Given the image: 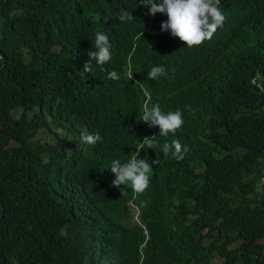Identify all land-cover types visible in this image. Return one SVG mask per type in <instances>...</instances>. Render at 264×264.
Instances as JSON below:
<instances>
[{
	"label": "trees",
	"instance_id": "obj_1",
	"mask_svg": "<svg viewBox=\"0 0 264 264\" xmlns=\"http://www.w3.org/2000/svg\"><path fill=\"white\" fill-rule=\"evenodd\" d=\"M220 9L187 48L140 0H0V264H264V0ZM96 32L112 59L86 73ZM145 103L181 110L182 128L160 136ZM173 139L182 160L162 151ZM137 150L158 163L143 193H121L111 162Z\"/></svg>",
	"mask_w": 264,
	"mask_h": 264
},
{
	"label": "clouds",
	"instance_id": "obj_2",
	"mask_svg": "<svg viewBox=\"0 0 264 264\" xmlns=\"http://www.w3.org/2000/svg\"><path fill=\"white\" fill-rule=\"evenodd\" d=\"M220 2L221 0H140L141 5L148 9L149 15L155 16L159 13L167 16V20L160 25L161 31L178 38L186 44L187 48L197 47L205 41L211 40L218 28L223 26L226 17L220 9ZM117 19L121 22L134 20L131 11H126L123 8ZM141 37L144 38L143 31L138 34L136 39L139 40ZM93 46L95 50L88 52L89 61L84 66L86 73L91 72L92 61H95V65L103 71V66L112 59V44L108 35L96 32ZM166 75V69L162 65L153 66L147 73L149 79H158ZM108 78L117 80L119 75L112 71L108 73ZM139 121L148 124L149 127H158L159 135L165 138L169 134L175 136L184 124L181 110L165 113L159 104L148 107L147 103L143 106ZM100 140L99 133L81 135L82 144L94 145ZM145 146L148 149L157 147L156 135L145 136L140 141V148L143 149ZM162 151L165 156L171 153L175 159L182 160L187 149L179 140L173 139L171 143L165 142L162 145ZM156 163H158L156 160L149 163L148 160L141 158L140 150L135 151L125 163L114 159L111 162L110 171L114 174L115 179L112 180L110 186L119 188L121 193L125 188H130L136 194L143 193L149 187L152 166ZM67 234V226L62 227L60 235L66 236ZM214 264H216L215 260Z\"/></svg>",
	"mask_w": 264,
	"mask_h": 264
},
{
	"label": "rangeland",
	"instance_id": "obj_3",
	"mask_svg": "<svg viewBox=\"0 0 264 264\" xmlns=\"http://www.w3.org/2000/svg\"><path fill=\"white\" fill-rule=\"evenodd\" d=\"M51 136L49 135V133H47L45 130H42L41 132H39V134L34 138V140L32 141V143H36V144H46L49 140H50ZM208 244V242H207ZM222 262V260L220 259H215V263L216 264H220Z\"/></svg>",
	"mask_w": 264,
	"mask_h": 264
},
{
	"label": "water",
	"instance_id": "obj_4",
	"mask_svg": "<svg viewBox=\"0 0 264 264\" xmlns=\"http://www.w3.org/2000/svg\"><path fill=\"white\" fill-rule=\"evenodd\" d=\"M263 183H264V180H262V182L260 184L261 189H263V185H264Z\"/></svg>",
	"mask_w": 264,
	"mask_h": 264
}]
</instances>
